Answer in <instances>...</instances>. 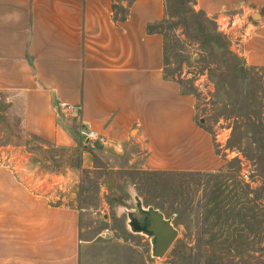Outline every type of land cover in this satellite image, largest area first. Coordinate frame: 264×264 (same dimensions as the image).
I'll return each instance as SVG.
<instances>
[{"label": "crops", "instance_id": "obj_1", "mask_svg": "<svg viewBox=\"0 0 264 264\" xmlns=\"http://www.w3.org/2000/svg\"><path fill=\"white\" fill-rule=\"evenodd\" d=\"M197 2L210 16L254 8L241 51L264 67V0ZM165 12L166 0H0V93L25 132L79 151L76 168L39 176L26 172L29 159L0 147V264H82L81 209L63 194L96 156L110 158L112 170L122 161L154 172L223 166L197 122L195 95L166 75Z\"/></svg>", "mask_w": 264, "mask_h": 264}, {"label": "rangeland", "instance_id": "obj_2", "mask_svg": "<svg viewBox=\"0 0 264 264\" xmlns=\"http://www.w3.org/2000/svg\"><path fill=\"white\" fill-rule=\"evenodd\" d=\"M254 12L236 8L210 16L197 0H166L158 25L166 75L195 95L197 122L212 133L224 163L204 173L145 171L125 161L112 170L110 158L96 156V167L63 194L81 209V238L88 241L81 245L82 264H264V67L248 64L241 51L257 21ZM223 15L228 23L219 20ZM6 98L0 93L6 154L29 159L26 172L39 176L78 166V150L52 148L25 132ZM135 196L178 231L162 257L152 255L148 236L128 225Z\"/></svg>", "mask_w": 264, "mask_h": 264}, {"label": "water", "instance_id": "obj_3", "mask_svg": "<svg viewBox=\"0 0 264 264\" xmlns=\"http://www.w3.org/2000/svg\"><path fill=\"white\" fill-rule=\"evenodd\" d=\"M135 207L127 212L128 225L134 233L151 239L152 255L162 257L177 236V229L171 219L154 207H144L138 196L134 197Z\"/></svg>", "mask_w": 264, "mask_h": 264}, {"label": "built area", "instance_id": "obj_4", "mask_svg": "<svg viewBox=\"0 0 264 264\" xmlns=\"http://www.w3.org/2000/svg\"><path fill=\"white\" fill-rule=\"evenodd\" d=\"M219 20H222V21L228 23V20H230V17L227 16V15H223L222 17L219 18ZM232 20H233L232 25H234L235 24L234 23V19H232ZM60 105L62 107H64L65 109H67V110H70V111L73 110V107L71 105L66 104V103H61ZM81 133H82V135H84L88 139H95V138H97V134L94 133L93 131L88 130V129H83L81 131Z\"/></svg>", "mask_w": 264, "mask_h": 264}]
</instances>
